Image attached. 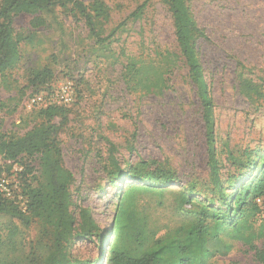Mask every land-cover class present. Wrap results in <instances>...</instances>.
Instances as JSON below:
<instances>
[{"label": "rangeland", "instance_id": "374dc122", "mask_svg": "<svg viewBox=\"0 0 264 264\" xmlns=\"http://www.w3.org/2000/svg\"><path fill=\"white\" fill-rule=\"evenodd\" d=\"M80 1L89 10L100 4L102 12L94 17L97 38L70 4L39 13V25L31 15L13 18L16 32L31 36V41L20 43V63L0 83V129L19 136L42 121L37 107L26 105L33 92L27 86L28 70L46 66L52 71L43 88L72 83L74 98L58 133L62 163L73 174L70 210L77 215L76 206L88 208L106 241L115 194L131 184L127 179L111 184L110 155L123 169L141 159L161 162L179 178L170 188L182 190L195 182L196 198L202 201L209 194L205 136L199 101L180 59L165 1L147 0L138 19L128 17L145 0ZM187 6L205 34L196 47L213 100L217 155L229 168L226 150L244 160V151L264 145V98L250 100L238 91L240 73L256 82L264 79V0H187ZM166 53L178 58L166 67L168 87L160 93L141 92L132 88L134 81L124 78L129 57L164 67ZM26 164L33 169L21 178L17 173ZM0 166L9 184L18 185L19 195V185L39 180L36 157L23 156L15 163L0 157ZM137 198L156 224L174 226L180 221L170 205L172 198L163 206H157L151 195ZM50 245L49 231L37 219L26 226L0 215V262L31 264L46 256ZM101 246L95 240L78 241L71 251L98 264L104 257ZM253 254L248 246L231 242L228 252L216 256L213 264H257Z\"/></svg>", "mask_w": 264, "mask_h": 264}, {"label": "trees", "instance_id": "16d2710c", "mask_svg": "<svg viewBox=\"0 0 264 264\" xmlns=\"http://www.w3.org/2000/svg\"><path fill=\"white\" fill-rule=\"evenodd\" d=\"M164 1L171 14L180 59L199 101L209 194L202 201L198 200L195 182L188 183L182 190L170 188L172 183L179 181L176 172L154 159H141L123 169L110 155L111 184L117 185L123 179L130 180L131 184L118 188L115 194V214L107 230L109 238L105 241L88 208L75 205L77 215L70 210L73 174L62 163L58 139L60 129L67 122L70 104L37 108L42 121L22 135L9 136L0 129V157L4 161L15 163L23 156L37 158L39 180L23 188L19 185L25 210L16 198H5L0 194V215L17 219L26 226L32 219H37L49 231L51 245L48 253L40 260L32 259L31 264H96L92 260L80 259L71 251L78 241L93 240L104 250L103 261L98 264H213L216 256L228 252L231 242L248 246L254 251L256 263L264 264V145L253 152L244 151V160L226 150L230 162L229 168L224 167L215 146L213 100L196 47L197 40L204 39L205 34L191 15L187 0ZM146 2L138 5L128 18L138 19ZM66 4L85 19L90 34L99 37L94 17L102 12L100 4L92 5L89 10L80 0H0V83L4 82L7 72L17 69L21 60L20 43L31 41V36L16 32L13 18L21 14L31 15L32 21L39 25V21L42 22L39 13ZM163 57L164 67L129 57L123 65L124 78L128 82L134 81L132 88L141 92L160 93L168 87L163 76L166 67L176 63L178 54L166 53ZM51 77L52 71L46 66L28 70L27 86L33 89L30 94L53 90L51 85L42 87ZM238 91L250 100L262 99L264 79L256 82L240 73ZM55 117H59L58 122L54 121ZM32 169L27 164L22 165L17 174L23 178ZM2 173L0 166V177ZM138 195L154 196L157 206H163L167 198H172L170 205L180 216V221L174 226H160L151 221ZM9 232L14 236L16 230L12 228Z\"/></svg>", "mask_w": 264, "mask_h": 264}, {"label": "built area", "instance_id": "2783aa9c", "mask_svg": "<svg viewBox=\"0 0 264 264\" xmlns=\"http://www.w3.org/2000/svg\"><path fill=\"white\" fill-rule=\"evenodd\" d=\"M73 98L74 89L72 83L64 81L59 82L53 90L49 92L30 95L26 100V105L28 108H47L52 105H69L72 103ZM8 163H10V161H8ZM17 189L18 185L13 182L9 184L6 174L2 173L0 177V194L5 198H16L17 201H20L22 210H25V201L22 200L23 197L17 194V192L14 194ZM257 202H259V200H257Z\"/></svg>", "mask_w": 264, "mask_h": 264}, {"label": "bare ground", "instance_id": "6f19581e", "mask_svg": "<svg viewBox=\"0 0 264 264\" xmlns=\"http://www.w3.org/2000/svg\"><path fill=\"white\" fill-rule=\"evenodd\" d=\"M236 13V12H235Z\"/></svg>", "mask_w": 264, "mask_h": 264}]
</instances>
